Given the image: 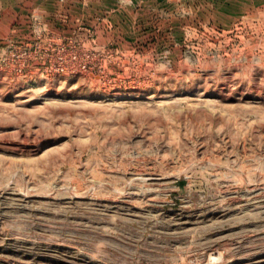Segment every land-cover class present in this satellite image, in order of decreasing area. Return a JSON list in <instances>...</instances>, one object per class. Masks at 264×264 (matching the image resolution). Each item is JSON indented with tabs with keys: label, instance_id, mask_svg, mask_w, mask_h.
Here are the masks:
<instances>
[{
	"label": "rangeland",
	"instance_id": "374dc122",
	"mask_svg": "<svg viewBox=\"0 0 264 264\" xmlns=\"http://www.w3.org/2000/svg\"><path fill=\"white\" fill-rule=\"evenodd\" d=\"M0 264H264V0H0Z\"/></svg>",
	"mask_w": 264,
	"mask_h": 264
}]
</instances>
